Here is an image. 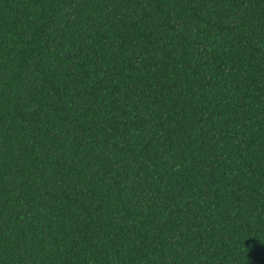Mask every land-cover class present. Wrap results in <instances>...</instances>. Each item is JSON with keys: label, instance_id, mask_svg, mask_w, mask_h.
Listing matches in <instances>:
<instances>
[{"label": "trees", "instance_id": "16d2710c", "mask_svg": "<svg viewBox=\"0 0 264 264\" xmlns=\"http://www.w3.org/2000/svg\"><path fill=\"white\" fill-rule=\"evenodd\" d=\"M0 264H264V0H0Z\"/></svg>", "mask_w": 264, "mask_h": 264}]
</instances>
